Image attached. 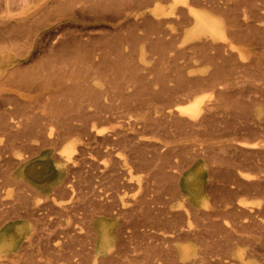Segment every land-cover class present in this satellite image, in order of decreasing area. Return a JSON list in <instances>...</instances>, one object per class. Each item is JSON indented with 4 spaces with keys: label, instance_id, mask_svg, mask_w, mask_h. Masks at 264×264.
<instances>
[{
    "label": "rangeland",
    "instance_id": "374dc122",
    "mask_svg": "<svg viewBox=\"0 0 264 264\" xmlns=\"http://www.w3.org/2000/svg\"><path fill=\"white\" fill-rule=\"evenodd\" d=\"M116 1L118 2L116 3ZM156 6L168 7L169 4L166 2L157 4L153 0H0V95L5 96L6 99L7 97H9V99L13 97L11 100L15 105H11L12 102L0 104V129L1 123L4 121L8 120V123L12 121L9 112L10 109H17L20 115H24L21 117V120L23 119L21 126L22 134L18 136L19 138L22 137V140L18 139V141L15 139L16 141H13V143L9 140L11 138L13 139V137L7 138V136L0 131V198H2L0 200L7 204L6 208L8 207L11 209V215H9L8 218L5 217L2 219L3 217H0V264H144L145 262L143 263L142 256L146 255L147 257L148 253H151L148 251L150 250L149 243H151V247L152 243L153 245L158 244L159 247L156 245L158 248L163 247L166 243L162 242L161 238L157 236L159 233L155 232V230L152 232L156 233V237L155 234H152L154 236H152V239L151 236H149L150 238H148V236L147 238H144L146 236L143 237L141 230L144 229V222L143 224L140 222L141 216L139 219V215H147L149 212L152 214V218H163L165 220V218L171 217L174 213L175 215L178 212L181 214L185 207V212H189L187 208L192 207V209L195 208L202 213H213V216L209 217L211 218L210 220L207 216L205 217L208 219L202 216L204 218L201 219L203 222H201V220L199 221L203 226L208 225L207 227L202 226L200 229L201 224H199L200 226L198 225V229V220H194L196 226H194V223L193 226L198 230H202L204 233V237L202 236L203 239L201 238L202 240L193 238L179 242V244L185 243L186 245H191L197 251L207 249V246L205 247L202 241L208 243V250L214 252V257L213 255H208V257H206L207 261L203 264L217 263H212L211 261H216L219 256V251H221L220 255L222 254L225 259H222V262L218 264H236V262L239 264L240 254L252 249L250 244L244 243L245 245H242V242L239 244L232 239L229 233H231V228L236 225L233 224L235 218L233 215L220 214L224 211H220V207L228 206L231 208L232 205L233 207L236 205V202L239 203L243 201L249 203L248 205L259 213H263L264 211V189L260 194L263 185L258 187L257 184L258 178L262 177L264 174L262 171L264 170L261 171L259 168V171L262 172L259 175L258 166H256L261 164L262 157H264V154L262 153V156L259 151L261 146L264 145V71H260L262 69L264 70V56H261L260 52L257 51V49L259 50V48H261V39L251 37V40L249 38L240 41L238 38L231 37V43L235 47L236 52H238V50L243 51V56L245 58L242 57V59L238 56L237 59L240 61L237 62L238 69L234 70V76L227 80L228 84L225 83L219 87L221 90H219V88L212 89V86H209L198 92L202 96L208 97L204 110V115H207L208 120L204 119V122L202 121V126L194 127V129L199 132H194L195 130L192 132V130H190L191 126L190 128L189 126H187L188 128L186 127L187 131L184 130L186 128L178 129L182 127V125L179 127L176 125L178 128L171 126V124L173 125V122H175L177 113L174 112L171 116L169 115V117H167L168 113H170L169 111H173L175 106L179 104H183L184 106L188 102H191V99L185 100L187 98L186 95L189 96L192 90L201 86L197 82L194 83V81L200 79V77L209 75L208 73L211 72L212 68L208 63L201 64L202 62L198 61L194 54H191L192 51L182 52L185 49V44L182 43V40L179 39L178 36L182 33V26L179 25V17L159 20L154 15ZM109 7H111V9ZM200 8H202V6H200ZM109 13H112V15ZM116 13L117 15H115ZM191 28L192 25L185 30H190ZM39 32H44V38H42V41L40 40L37 42L32 56L21 60L19 56L25 57V54L27 55L32 41L35 40ZM55 36L56 39L53 41V43H55L53 46L51 44V38H55ZM174 36L177 37L174 39ZM80 41L82 44L78 45ZM158 42L159 45L157 44ZM71 44L74 49L70 46ZM97 44L98 47H96ZM70 47L72 48L71 50ZM104 47H106L105 50ZM161 47L166 49H162ZM62 48H65L64 51ZM253 49H255L254 52L252 51ZM115 51L118 52L115 53ZM236 52L235 54H238ZM50 57L51 60L49 61L48 58L50 59ZM57 57L58 59H56ZM54 59H56V61ZM258 61H261L262 64ZM49 62H51V64ZM100 62H102V64H100ZM259 63L261 64V68H254ZM45 66H47V68ZM51 68L54 69L51 70ZM83 68H86V73L82 72L84 71ZM116 69L117 72H115ZM91 72H93V74L92 77L89 78L91 75H87L88 73L91 74ZM58 73L62 76V79ZM249 74L251 77H255L252 79L255 81V85L250 84L251 78ZM101 77L107 82L106 85L100 83L99 80ZM19 79L22 81L19 82ZM59 79L62 80L61 82L64 80L65 82L60 83ZM125 79L128 81L126 80L125 82ZM159 80L161 82H159ZM94 81L104 87V91L108 92V96L110 97L108 101L106 100V104H102L104 107L109 105L107 106L109 107V112L107 113V107L105 109L104 107H100V111H103L102 115L106 117L105 119L102 118V120H100L101 115H93V111L95 113L100 111L93 107L92 101L90 100L91 90H89V93H87V89V91L85 90V87L88 85L87 82L93 83ZM18 82L23 86L21 87ZM79 82L86 83V85L82 87L81 85L83 84L79 85ZM176 84H179V86ZM74 85L77 86L75 87L76 90L78 88H83V90L80 91L85 90L80 93H77V90L75 93L78 94V96L85 93L83 97H87L86 100L80 97V99L77 98L73 101L76 96L74 97V93L69 92H73L74 87L71 86ZM69 87L73 90L71 91ZM171 87L177 89L173 90ZM161 88H166V90H162ZM27 89L29 90L27 91ZM30 89L33 92H31ZM35 89L38 91L36 92ZM65 90L68 91V95L64 93L66 92ZM254 90H256L257 93ZM253 91L254 93L252 94L251 92ZM60 92L63 94L60 95ZM136 93H138V96ZM8 94L13 96H9ZM53 94L56 96H51ZM161 94L164 96L161 97ZM59 95L65 97L60 98ZM88 95H90L89 99ZM114 95H116L114 97L115 99L117 98L116 100L113 98ZM71 96L74 98L72 99ZM252 96L256 100H254ZM14 97H17L18 101L17 98L14 99ZM111 98L113 99L112 101L110 100ZM164 98L167 100L169 98V101ZM47 99L52 102H47ZM23 100H25L26 103H22ZM64 100H68L69 102H65ZM181 100H185L186 102ZM16 101L20 104L17 105L18 107L16 106ZM79 101L80 104L78 103ZM28 102L29 106H27ZM247 102H250V104L247 105ZM73 103L78 104L77 106L76 104L72 106ZM87 103L91 104L86 106ZM24 105H26V107H24ZM245 105H251L248 107L250 109L245 107ZM81 107L89 111L84 114V112H81V109H83ZM72 108L74 110L77 109L75 111H78V116L81 115L80 113H82V115L84 114L86 117L90 115L87 118L88 120H85V124H87V122L89 123L86 125V128L83 123L85 122V116H80L79 118L83 120L78 121L79 118H76L77 112L74 113ZM243 109H248L247 113L250 112V114H248L249 116L252 110L259 109L262 116L261 118L257 115H255V118L251 116L250 120L247 113H245L246 111H243ZM72 110L73 112L71 113ZM104 112H106V114ZM72 115H75V117L73 118ZM244 115H246L247 118ZM50 118L53 119L50 120ZM247 119L249 120L247 121ZM157 122H165L164 124L167 123V126L171 122L170 127L167 129V135H165V132L156 134L151 132V130L147 129L143 131L141 129L144 123L156 125L155 127H157ZM80 123L83 124L81 126L84 129V131L81 129L83 132L79 129L80 125L77 127ZM137 125L139 126L137 127ZM72 126H74V128L77 127L79 130L76 128L73 129ZM154 126L152 127L154 128ZM249 128H251V130H249ZM254 128H257V130L259 129L256 134L255 131L257 130ZM32 130H35V132L38 130V132H36L37 134H35V132L33 133ZM40 130L43 132L42 134L39 133ZM48 130L53 131V140H47L46 135L47 132H49ZM91 130L93 132H91ZM130 130L134 131L133 136L137 138L135 142L137 143L138 149L140 148L139 152L142 154L144 153L143 155L147 154L146 152L149 151L154 152L152 151L153 147L150 148V146L155 145V143L156 145L158 144V155H167L165 157L166 163L163 160H157L155 165H153L154 168L148 169H150V172L153 174L155 172H162L163 169L161 170V168L158 167L160 169V171H158L157 166L165 163V166L162 165V168H166L163 172L167 174L163 175H167L169 178H166L170 180L172 178L171 176L176 174L177 178H173L175 180L171 179L167 181L169 184L171 181V183H173L171 184L174 186L173 188L168 184L172 189V195L170 194V188H168V190L164 189L167 187V183L166 186H164L165 184L162 183V176H157L158 173L155 174L156 178H154L155 176L152 178V180L155 179V181L149 183L152 181L149 180L151 179L149 176H152V174L150 173L151 175L147 176V172L144 171L146 170L145 167H142L144 168L143 170L139 167V169L135 167L130 175H124L122 173L124 167L122 164L120 165L121 162H117L116 160L120 161L124 158L129 161L134 160L132 154L126 149L114 145L109 147V149L112 148L113 154H111V151L106 150L105 140L112 139L114 136H120L122 132H130ZM182 131L184 133H182ZM31 132L34 136L36 135L34 138ZM55 133L58 137L54 135ZM252 133H254L253 136ZM88 134L89 136L90 134L91 136L94 134V136L88 137ZM101 138H104V141H102ZM242 141L246 144H250L252 147H256V149H254L253 152L250 149V152L248 151L249 147H247V145H244L245 147L242 148L239 147L238 142ZM42 143L43 145H41ZM36 145H39V148ZM43 146L44 148H42ZM66 148H69L71 151L72 160L69 164H66V178L64 184L66 180L73 185L76 184L74 187L77 191L74 195L77 194L73 196L69 194L67 190V192L61 193V190H64L66 186L62 185L63 189L60 187V191L54 192L55 199L52 202L51 199L43 198L44 194H42L40 190L41 186L34 181L30 175V171L34 169L35 174L42 179L51 176L58 178L60 174L59 166H65L64 159H62L61 156ZM100 149H102L104 154H102L103 152ZM21 154H27L26 157H32L30 159V164L26 168H21V163L17 159ZM259 155H261V158ZM149 156H152V154H149ZM249 156H251L252 160L253 158H256L258 162L261 160L259 164L253 161L256 164H254V166H256L255 172L253 170L254 168L252 169V163H248L250 162ZM257 157L259 159H257ZM10 160L14 162H8ZM88 160H90V162ZM116 162L117 164L114 166ZM246 165H248V168H245ZM260 166L261 165H259V167ZM80 167L83 169L78 172ZM85 167H87V169ZM111 167L114 168L111 169ZM262 167H264V164H262ZM114 169H118L115 171L116 173L113 172ZM240 169L248 173V175L254 174V176L257 177L253 179L256 183L252 181L253 177L251 176L248 177L249 179L247 178L248 180L246 177L242 178V176H239L238 173L240 174V172H242ZM231 171L234 172L231 174ZM97 173L100 176H97ZM119 173L123 174V176L121 175L123 180H119V183H122V185H118L116 183L118 180H114L115 177L117 179H122L120 175L119 177L116 176ZM160 174L161 173L158 175ZM236 175H238L239 178ZM146 177H149L147 181L145 180ZM157 179L158 181H156ZM143 181L145 184L147 182V184L145 185L142 183ZM159 181L161 183H159ZM236 181L239 183H236ZM94 182L98 184H94ZM139 183L144 187L140 188ZM248 183H251L250 185L253 186L256 184L255 187L257 186V189L252 186L253 189L255 188L257 190L255 191L254 189L256 193L250 188L251 186L249 187ZM263 183L264 182H262V184ZM115 184H117L116 187ZM155 185L156 187L153 188ZM103 187L106 190H104ZM88 189H91V191H88ZM152 190L155 192H152ZM98 192L101 194L99 195ZM104 192L105 194H103ZM146 192L151 195V197H156L155 199L158 202L153 198H149V196H146L148 198L147 202L142 199L146 195ZM57 193L58 196L56 195ZM154 193L156 195H154ZM23 195L25 197H23ZM157 196L159 199H157ZM109 197L112 198L110 199ZM106 198H108V200H106ZM164 199L166 201H164ZM93 200H97V204H102L105 200L103 202L104 204H102L103 207L107 206V203L109 207L101 208V210L99 207L102 205H94L95 202H93ZM142 200L145 201L144 204ZM133 201H135V203ZM117 202L118 205H116ZM156 202L158 204L160 202V204L158 205ZM165 202L167 205H165ZM111 203L114 207L111 206ZM97 206H99L98 209L101 211L97 209ZM145 206H147V209L149 208L150 211H146ZM123 207L127 208V210L123 211ZM158 207L159 209H157ZM163 207H166V209ZM8 208L6 210H10ZM26 208L34 212H30L28 209L26 210ZM107 208L108 212L106 213ZM12 209L17 210H14L16 213L12 212ZM120 209L121 212L119 211ZM129 209L133 211V213L131 211L130 215L128 213L126 214V212L130 213ZM152 210L153 212H151ZM144 211L147 213L144 214ZM89 212L90 214H88ZM101 212H104V214L102 215ZM136 212H139L138 215ZM160 212H162L161 214L166 213L165 216H167H162ZM185 212L183 211V214ZM12 213L15 218L12 216ZM113 213H117L119 216L116 217V214L113 216ZM156 214L159 216L157 215V217H155ZM180 214V218H178V215H176L178 217L174 216L176 223L180 221L178 225L183 223L187 224L185 223L187 219L181 222L186 218V215L184 214V217ZM131 217H133L134 220H132L133 218ZM182 217H184L183 220ZM213 221L219 222L218 224L221 223L218 225L219 228L211 224ZM136 226H139L138 228L141 229H137ZM225 227H228L227 231L224 230ZM255 230L259 231V229ZM118 231L120 234H118ZM258 231H254L255 233L247 232L244 233V235L260 238ZM137 233L139 235L135 236ZM117 235H119L118 237L120 238H118ZM157 237H159V239ZM263 237L264 236H262V239L264 240ZM81 238L85 239L83 240ZM219 238H222L221 240L223 242L219 241ZM229 239L230 242L232 241L234 243L233 246H230L232 242H228ZM224 242L227 243L225 244ZM216 243L219 245L222 244L223 246L220 245L219 248ZM65 245L66 247H64ZM227 247H229L230 250H228ZM214 248L217 249V251ZM56 249L57 251H55ZM214 250L217 252V257H215L216 254ZM263 253H261L260 249V253L258 252L256 256H249V264H262L260 256ZM155 255H158V252H156ZM66 256H68V259ZM220 257L223 258L222 256ZM155 262L156 261L153 260L152 263L151 260L149 263L157 264Z\"/></svg>",
    "mask_w": 264,
    "mask_h": 264
},
{
    "label": "bare ground",
    "instance_id": "6f19581e",
    "mask_svg": "<svg viewBox=\"0 0 264 264\" xmlns=\"http://www.w3.org/2000/svg\"><path fill=\"white\" fill-rule=\"evenodd\" d=\"M154 2H156L157 4L158 3H162V2H166V3H168L169 4V6L168 7H165V6H156L155 7V9H154V15L157 17V19H159V20H165V19H169L170 17H179V25H181L182 26V33L180 34V35H178L179 36V39H181L182 40V43L183 44H185V49L182 51V52H185V51H192L191 52V54H194V56H195V58L198 60V61H200V62H202L201 64H203V63H208L210 66H211V68H212V70H211V72L210 73H208L209 75H206V77H200V79H196L195 81H194V83L195 82H197V83H199L201 86L199 87V88H196V89H194V90H192V92L189 94V96H187L186 95V99L185 100H187V99H191V102H188L186 105H184L183 106V104L182 105H177V106H175V109L172 111V110H170L169 112L170 113H168V115H167V117H169V115L171 116V114H173L174 112H176L177 113V117H176V119H175V122H173L174 124L172 125L171 124V126H175V127H179V126H181L182 125V127H180V128H178V129H182V128H186L187 126H189V128H190V126H191V128H190V130H192V132H193V130H195L194 129V127H200V126H202V123L204 122L203 120L204 119H206V120H208L207 118V115H204V113H205V104H206V102H207V99H208V97H206V96H202L200 93H198L199 91H201L202 89H204V88H208L209 86H212V89H216V88H219L220 86H222L223 84H228L227 83V80H229V79H231V77H233L234 76V70H237L238 69V67H237V62H240V61H238V56L239 57H243V58H245L243 55H244V52L243 51H240V50H238V52H236V50H235V47L233 46V44L231 43V37L233 36V37H235V38H238L240 41L241 40H244V39H249L250 38V40H251V37H253V38H258V39H261V48H259V50L257 49V51H259L260 52V55L261 56H264V0H153ZM118 1H116V3H117ZM105 3V2H104ZM104 5V4H103ZM116 5V4H115ZM200 6H202V8H200ZM204 6V7H203ZM110 9H111V7H109ZM104 10H105V8H104ZM103 10V11H104ZM115 11V10H114ZM81 12V11H80ZM111 12V11H110ZM117 12V11H116ZM106 13V12H105ZM104 13V14H105ZM109 14H111L112 15V13H109ZM221 14V15H220ZM106 15V14H105ZM115 15H117V13L115 14ZM218 15H220V16H218ZM104 17V16H103ZM110 18H111V16H110ZM192 25V28L190 29V30H185V29H187V27H189V26H191ZM32 30V29H31ZM23 31V30H22ZM64 31V30H63ZM29 33V32H28ZM27 33V34H28ZM26 34V33H25ZM52 35V34H51ZM45 36H48V35H45ZM177 36H174V39L176 38ZM42 38H44V32H39L37 35H36V38H35V40L34 41H32V45H31V47H30V50L29 51H27V52H25V53H27V55L25 54V57L24 56H19V57H21L20 59L21 60H23V59H26V58H29L30 56H32L33 55V51H34V49H35V47H36V45H37V42L38 41H42ZM48 38V37H47ZM72 38V37H71ZM173 38V37H172ZM22 39V38H21ZM56 39V36H55V38H51V40H52V45L54 46V44L55 43H53V41ZM79 39V38H78ZM81 39V38H80ZM162 39V38H161ZM263 39V40H262ZM28 40V39H27ZM62 40V39H61ZM83 40V39H82ZM81 40V41H82ZM163 40V39H162ZM81 41H80V44H78V45H81L82 43H81ZM156 41V40H155ZM167 41V40H166ZM70 42V41H69ZM173 42V41H172ZM94 43V42H93ZM92 43V44H93ZM174 43V42H173ZM255 43V42H254ZM94 44H96V43H94ZM158 45H159V42L157 43ZM156 44V45H157ZM162 44V43H161ZM160 44V45H161ZM62 45H64V44H62ZM67 45H68V43H67ZM163 45H164V43H163ZM71 47H72V44L70 45ZM74 46V45H73ZM172 46V45H171ZM170 46V47H171ZM16 47V46H15ZM60 47V46H59ZM63 47V46H62ZM65 47V46H64ZM68 47V46H67ZM70 47V50L73 48H71ZM88 47V46H87ZM96 47H98V44H97V46ZM95 47V48H96ZM117 47V46H116ZM158 47H160V46H158ZM169 47V46H168ZM12 48V47H11ZM80 48V47H79ZM93 48V47H92ZM103 48V47H102ZM105 48L106 47H104V50H105ZM118 48V47H117ZM162 49H166V48H163V47H161ZM7 49V48H6ZM10 49V48H9ZM13 49V48H12ZM63 49V48H62ZM65 49V48H64ZM64 49H63V51H64ZM68 49V48H67ZM74 49V48H73ZM77 49V48H76ZM99 49V48H98ZM120 49V48H119ZM158 49V48H157ZM160 49V48H159ZM14 50V49H13ZM17 50H18V48H17ZM60 50V49H59ZM58 50V51H59ZM96 50V49H95ZM161 50V49H160ZM167 50H169V49H167ZM166 50V51H167ZM15 51V50H14ZM77 51V50H76ZM97 51V50H96ZM164 51V50H163ZM253 52L255 51V49H253L252 50ZM40 52V51H39ZM102 52V51H101ZM118 52V51H117ZM116 51H115V53H117ZM170 52V51H169ZM168 52V53H169ZM181 52V51H180ZM235 52L236 53H238V54H235ZM74 53V52H73ZM103 53H104V51H103ZM111 53V52H110ZM22 54V53H21ZM60 54V53H59ZM70 54H72V53H70ZM95 54V53H94ZM23 55H24V53H23ZM48 55H52V54H48ZM58 55V54H57ZM61 55V54H60ZM73 55V54H72ZM188 55V54H187ZM107 58V57H106ZM179 58V57H178ZM242 58V59H243ZM45 59V58H44ZM56 59H58V57L56 58ZM56 59H54L55 61H56ZM48 60L50 61L51 60V57H50V59L48 58ZM64 60V59H63ZM45 61H47V60H45ZM102 61V60H101ZM63 62V61H62ZM61 62V63H62ZM105 62V61H104ZM258 62H260L261 63V61H258ZM50 64H51V62H49ZM64 63V62H63ZM257 64L254 68H261V64ZM47 64V63H46ZM100 64H102V62H100ZM49 66V65H48ZM114 66V65H113ZM239 66V65H238ZM241 66V65H240ZM41 67V66H40ZM46 68H47V66H45ZM54 67V66H53ZM104 67H106V66H104ZM116 67V66H115ZM244 67H246V66H244ZM253 67V66H252ZM251 67V68H252ZM61 68V67H60ZM67 68V67H66ZM107 68V67H106ZM105 68V69H106ZM109 68V67H108ZM45 69V68H44ZM54 69V68H53ZM52 68H51V70H53ZM62 69V68H61ZM64 69V68H63ZM84 69V68H83ZM86 69V68H85ZM85 69H84V71H82V72H85L86 73V71H85ZM115 69V68H114ZM247 69V68H246ZM82 70V69H81ZM87 70H89V69H87ZM256 70H258V69H256ZM255 70V71H256ZM92 71V70H91ZM115 71V70H114ZM113 71V72H114ZM260 71H264L263 69L262 70H260ZM95 72V71H94ZM115 72H117V69H116V71ZM23 73V72H22ZM26 73V72H25ZM32 73V72H31ZM34 73V72H33ZM37 73V72H36ZM55 73V72H54ZM85 73H84V75H85ZM59 74V73H58ZM70 74H71V72H70ZM92 74H93V72H91V74L90 73H88V75L87 76H89V75H91L89 78H91L92 77ZM247 74V73H246ZM251 74V73H250ZM249 74V75H250ZM38 75H40V74H38ZM57 75V74H56ZM63 75V74H62ZM81 75V74H80ZM41 76V75H40ZM59 76H60V78L62 79V76L59 74ZM83 76V75H82ZM164 76V75H163ZM247 76V75H246ZM259 76V75H258ZM43 77V76H42ZM48 77V76H47ZM46 77V78H47ZM39 78V77H38ZM45 78V79H46ZM53 78V77H52ZM80 78V77H79ZM83 78V77H82ZM88 78V79H89ZM95 78V77H94ZM137 78V77H136ZM167 78V77H166ZM250 78H251V81H250V84H253V85H255V81H253L252 79H254L255 77L253 76V77H251V75H250ZM261 78V77H260ZM263 78H264V76H263ZM34 79V78H33ZM61 79H59L60 80V83H63V82H65V80L63 81V82H61L62 80ZM81 79V78H80ZM93 79V78H92ZM138 79V78H137ZM169 79V78H168ZM29 80H30V78H29ZM51 80V79H50ZM99 80V79H98ZM116 80V79H115ZM126 80L127 79H125V82H126ZM170 80V79H169ZM22 80L21 79H19V82H21ZM34 81V80H33ZM46 81V80H45ZM55 81V80H54ZM76 81V80H75ZM100 83H104L105 85L107 84V82L101 77L100 78ZM128 81V80H127ZM259 81V80H258ZM18 82V83H19ZM43 82V81H42ZM67 82V81H66ZM86 82V81H85ZM139 82H140V79H139ZM159 82H161L160 80H159ZM164 82V81H163ZM167 82V81H166ZM176 82V81H175ZM14 83V82H13ZM57 83V82H56ZM68 83V82H67ZM177 83V82H176ZM16 84V83H15ZM20 84V83H19ZM31 84V83H30ZM79 85L80 84H83V85H81L82 87L84 86V85H86V83L84 84V83H78ZM87 87H85V90L87 89L88 90V92L87 93H89V90H91V96L90 95H88V99H89V96H90V100L92 101V104H93V107H95V109H99V111H100V107H104L102 104H106V102L109 100V96H108V92H106V91H104V87H102L98 82H96V81H94L93 83H90V82H87ZM145 84V83H144ZM192 84V83H191ZM14 85V84H13ZM21 85V84H20ZM26 85V84H25ZM24 85V86H25ZM32 85V84H31ZM132 85V84H131ZM150 85V84H149ZM168 85V84H167ZM176 85H178L179 86V84H176ZM190 85V84H189ZM23 85H21V87H22ZM54 86V85H53ZM56 86H57V84H56ZM61 86V85H60ZM162 86H164V85H162ZM166 86V85H165ZM37 87V86H36ZM59 87V86H58ZM71 87H74V90L73 89H71L70 87V89H71V91L73 90V92H69V93H74V97H72V99H73V101L75 100V99H77V98H79L80 99V97H81V99H82V97L85 95V93L82 95V94H80L79 96H78V94H76L75 92H77V90H78V92L77 93H80V92H84V91H80V90H83V88L82 89H75V87H77V86H71ZM128 87V86H127ZM263 87V86H262ZM25 88V87H24ZM23 88V89H24ZM27 88V87H26ZM39 88H43V87H39ZM152 88V87H151ZM172 88V87H171ZM174 88V87H173ZM172 88V89H173ZM189 88V87H188ZM37 89V88H36ZM36 89H35V91H36ZM128 89V88H127ZM126 89V90H127ZM133 89V88H132ZM162 89V88H161ZM168 89H170V88H168ZM175 89H177V88H175ZM175 89H173V90H175ZM262 89V88H261ZM18 90V89H17ZM25 90V89H24ZM29 89H27V91H28ZM76 90V91H75ZM86 90V91H87ZM140 90V89H139ZM147 90V89H146ZM152 90H153V88H152ZM162 90H166V88L165 89H162ZM180 90H182V89H180ZM219 90H221L220 88H219ZM30 91H31V89H30ZM38 91V90H37ZM36 91V92H37ZM40 91H41V89H40ZM43 91V90H42ZM66 91V90H65ZM70 91V90H69ZM117 91V90H116ZM115 91V92H116ZM161 91V90H160ZM250 91V90H249ZM255 92H256V90H254ZM254 91L253 92H251L252 94L254 93ZM261 91V90H260ZM264 91V90H263ZM31 92H33V91H31ZM118 92V91H117ZM131 92V91H130ZM162 92H164V91H162ZM161 92V93H162ZM165 92H167V91H165ZM171 92H172V90H171ZM181 92V91H180ZM61 93V92H60ZM64 93H66L67 95H68V91H66V92H64ZM112 93H114V92H112ZM139 93V92H138ZM138 93H136V95L138 94ZM144 93H145V91H144ZM151 93V92H150ZM153 93V92H152ZM198 93V94H197ZM257 93V92H256ZM262 93V92H261ZM56 94V93H55ZM55 94H53V95H51V96H54ZM59 94V93H58ZM57 94V95H58ZM63 93H61L60 95H62ZM65 94V95H66ZM159 94V93H158ZM164 94V93H163ZM249 94H250V92H249ZM9 95V94H8ZM7 95V96H8ZM59 95V96H60ZM87 95V94H86ZM130 95V94H129ZM251 95V94H250ZM9 96H13V95H9ZM15 96V95H14ZM56 96V95H55ZM78 96V97H77ZM116 95H114L113 96V98L115 97ZM138 96V95H137ZM142 96V95H141ZM160 96V95H159ZM158 96V97H159ZM162 96H164V95H162L161 94V97ZM171 96V95H170ZM260 96V95H259ZM61 97H65V96H60V98ZM67 97H69V96H67ZM147 97V96H146ZM15 98H17V97H14V99ZM84 98V97H83ZM128 98V97H127ZM160 98V97H159ZM247 98V97H246ZM252 98H253V96H252ZM251 98V99H252ZM258 98V97H257ZM11 99H13V97H11L10 99H9V97H7V99L5 98V96H3V95H0V104L1 103H4V102H12V100ZM78 99V100H79ZM87 99V97L86 98H84V100H86ZM115 99V98H114ZM117 99V98H116ZM115 99V100H116ZM165 100H167L166 98H164ZM254 99V98H253ZM20 100V99H19ZM41 100V99H40ZM50 100V99H49ZM107 100V101H106ZM111 101L113 100L112 98L110 99ZM148 100V99H147ZM185 100H181V101H185ZM254 100H256V99H254ZM14 101V100H13ZM17 101H18V98H17ZM15 102L16 103V106L17 105H20L19 104V102ZM38 101V100H37ZM44 101V100H43ZM54 101V100H53ZM56 101V100H55ZM65 101V100H64ZM66 101H68V100H66ZM65 101V102H66ZM167 101H169V98H168V100ZM177 101V100H176ZM180 101V102H181ZM237 101V100H236ZM240 101V100H239ZM47 102H52V101H48V99H47ZM46 102V103H47ZM58 102V101H57ZM69 102V101H68ZM125 102H127V101H125ZM186 102V101H185ZM20 103H21V101H20ZM22 103H26L25 102V100H23V102ZM59 103V102H58ZM79 104H80V101L78 102ZM78 103H75L76 104V106H77V104ZM112 103V102H111ZM246 103V102H245ZM248 103V102H247ZM252 103V102H251ZM28 105L27 106H29V102L27 103ZM54 104H56V103H54ZM65 104V103H64ZM74 103H73V105L72 106H74L75 105ZM91 103H87L86 104V106L87 105H90ZM115 104H116V102H115ZM115 104H114V108H115ZM250 104V102L247 104V105H249ZM11 105H14L13 104V102L11 103ZM63 105V104H62ZM122 105V104H121ZM135 105V104H134ZM134 105H133V107H134ZM144 105V104H143ZM252 105V104H251ZM250 105V106H251ZM15 106V105H14ZM58 106H59V104H58ZM57 106V107H58ZM67 106V105H66ZM79 106H81V105H79ZM85 106V105H84ZM106 106V105H105ZM107 106H109V105H107ZM106 106V107H107ZM250 106H246L245 105V107H250ZM18 107V106H17ZM24 107H26V105H24ZM39 107V106H38ZM63 107H65V106H63ZM106 107H104V109L106 108ZM140 107V106H139ZM239 107V106H238ZM241 107V106H240ZM242 107H243V105H242ZM60 108H61V106H60ZM81 108H83V109H81L82 111L81 112H84V114L85 113H87L89 110L88 109H86L85 110V108L84 107H81ZM129 108V107H128ZM127 108V109H128ZM71 109V108H70ZM73 109V108H72ZM79 109V108H78ZM108 111H107V113L109 112V107H107L106 108ZM130 109V108H129ZM134 109V108H133ZM248 109H250V108H248ZM248 109H243V111H246L245 113H247V111H248ZM25 110V109H24ZM74 110V109H73ZM73 110L71 111V113L73 112ZM75 110H77V109H75ZM74 110V113L75 112H77V116H76V118H79L80 116H85L84 114L82 115V113H80L81 115H79L78 116V111H75ZM211 110V109H210ZM19 111V110H18ZM61 111V110H60ZM111 111V110H110ZM10 117H11V119H12V121L11 122H7V121H4L3 123H1V129H0V131L1 132H3V134L5 135V136H7V138H11V137H13V139L11 140V139H9L10 141H16L15 139H19V140H22L21 138L22 137H18V136H21L20 134H22V132H21V126H22V120H21V117H23L22 115H20L18 112H17V109L16 110H13V109H10ZM69 113V112H68ZM105 114H106V112H104ZM244 113V114H245ZM31 114V113H30ZM70 114V113H69ZM96 114V116L97 115H101V118H100V120H102V118H106V117H104L102 114H103V111L101 112H97V113H95L94 111H93V115H95ZM248 114H250V112L249 113H247V116H248V118L250 119V117L252 116H254L253 118H255V115H257L258 117H260L261 118V116H262V113H261V111L258 109H256V110H252L251 111V115L249 116ZM87 115V114H86ZM233 115V114H232ZM6 116H7V114H6ZM9 116V115H8ZM25 116H26V114H25ZM90 116V115H89ZM88 116V117H89ZM91 116H92V113H91ZM111 116V115H110ZM109 116V117H110ZM245 117H246V115H244ZM2 117V116H1ZM32 117H33V114H32ZM36 117V116H35ZM40 117V116H39ZM72 117L74 118L75 117V115H72ZM88 117H84L85 119H84V121L86 120H88L87 118ZM72 118V119H73ZM82 118V117H81ZM114 118V117H113ZM112 118V119H113ZM247 118V117H246ZM4 119H5V117H4ZM45 119V118H44ZM53 118H50V120H52ZM237 119V118H236ZM249 119H247V121L249 120ZM2 120V119H1ZM42 120V119H41ZM40 120V121H41ZM50 120H48V121H50ZM69 120V119H68ZM80 120H83V119H78V121H80ZM244 120H245V118H244ZM251 120V119H250ZM24 121H26V120H24ZM62 121H64V120H62ZM78 121H76L77 123H79ZM86 121L85 122H83L84 123V125H85V128H86V125L87 124H89L88 122H87V124H85L86 123ZM107 121V120H106ZM106 121H105V123H106ZM203 121V122H202ZM246 121V120H245ZM47 122V121H46ZM73 122V121H72ZM81 122V123H82ZM102 122V121H101ZM100 122V123H101ZM216 122V121H215ZM254 122H256V121H254ZM26 123H28V122H26ZM41 123H42V121H41ZM51 123V122H50ZM49 123V124H50ZM61 123V122H60ZM78 124V126L77 127H79V125H80V130L82 129L83 131H84V129H83V127H81L83 124ZM158 123V122H157ZM156 123V124H157ZM165 122H163V123H158L157 125V127H155L154 125H151V124H148V123H144L143 124V127L141 128L143 131H146L147 129L148 130H151V132H154V133H156V134H161V132H165V135H167V132H168V128L170 127V123H169V125L167 126L166 124H164ZM212 123V122H211ZM68 124V123H67ZM74 124V123H73ZM154 124V123H153ZM207 124V123H206ZM242 124V123H241ZM252 124H254V123H252ZM27 126H29L28 124H26ZM71 125V124H70ZM177 125V126H176ZM184 125H186V126H184ZM210 125V124H209ZM40 126V125H39ZM57 126H59V125H57ZM64 126V125H63ZM69 126V125H68ZM98 126H99V124H98ZM139 125H137V127H138ZM152 126H154V128L152 127ZM184 126V127H183ZM251 126V125H250ZM263 126V125H262ZM47 127H49V126H47ZM60 127H62V126H60ZM73 127V129H78L77 127H75L74 128V126H72ZM253 127V126H252ZM251 127V128H252ZM71 128V127H70ZM93 128H94V126H93ZM92 128V129H93ZM188 128V127H187ZM187 128L186 129H184V130H186L187 131ZM193 128V129H192ZM251 128H249V130H251ZM263 128H264V126H263ZM44 129V128H43ZM56 129V128H55ZM69 129V128H68ZM68 129H67V132H68ZM78 129V130H79ZM197 129V128H196ZM211 129V128H210ZM254 129H256L257 130V128H254ZM254 129H252V130H254ZM53 130V129H52ZM52 130H48L49 132H47V140H53V131ZM81 130V131H82ZM176 130V129H175ZM199 130V129H198ZM242 130H243V128H242ZM33 131V133L35 132V130H32ZM41 131V130H40ZM39 131V133H43L42 131L40 132ZM82 131V132H83ZM85 131H86V129H85ZM178 131V130H177ZM197 130H195L194 132H196ZM238 131V130H237ZM255 131V130H254ZM253 131V132H254ZM259 131V129L257 130V131H255V134L257 133ZM263 131H264V129H263ZM36 132H38V130L36 131ZM35 132V134H37ZM91 132H93L92 130H91ZM176 132V131H175ZM197 132H199V131H197ZM250 132H252V131H250ZM32 133V132H31ZM32 133V134H33ZM71 133V132H70ZM70 133H68V134H70ZM88 133V132H87ZM170 133V132H169ZM182 133H184L183 131H182ZM30 134V133H29ZM62 134V133H61ZM95 134V133H94ZM94 134H93V136H94ZM117 134V133H116ZM55 136H57L56 135V133L54 134ZM118 135V134H117ZM134 135V131L133 130H130V132L129 131H124V132H122L121 133V135L120 136H114V137H112V139H107V140H105V144H106V150H109V151H111L112 152V148H110L109 149V147H111V146H116V147H118V146H120V148L121 147H123L124 149H126L129 153H131L132 154V157L134 158V160H132V161H129L128 159H121L120 161L119 160H116L117 162H121L120 163V165L122 164V166L124 167V170H122L123 172V174L124 175H130V173H132V171L135 169V167L136 168H140V169H144V168H142V167H145L146 168V170H144V171H146L147 172V176L148 175H151L152 174V176H149V177H151V179H149L150 181L152 180V178L154 177V178H156V175L155 174H159V173H161L160 175H158L157 174V176H162V183H164L165 185L164 186H166V183H167V181H170L171 179H173V178H177L176 177V174H174L173 176H171L172 178L170 179V180H168L167 178H169V177H167V175H163V174H167V173H165V172H163L166 168H162V165H164L165 166V157L167 156V155H158V153H157V151H158V144L156 145V143H155V145H153V146H150V148L151 147H153V150L152 151H154V152H146L147 154H145V155H143L141 152H139V149H138V147H137V143L135 142L136 141V137H134L133 136ZM162 135H164V134H162ZM254 135V133H252V136ZM36 136V135H35ZM34 136V134H33V138L35 137ZM62 136V135H61ZM88 137H93V136H91V134H90V136H89V134L87 135ZM98 136V135H97ZM108 136V135H107ZM58 137V136H57ZM100 137V136H99ZM103 137V136H102ZM6 138V139H7ZM40 138H41V136H40ZM42 139V138H41ZM40 139V140H41ZM57 139H59V138H57ZM63 139V138H62ZM100 139V138H99ZM104 138H101V140L102 141H104L103 140ZM18 140V141H19ZM56 140V139H55ZM61 140V139H60ZM30 141V140H29ZM44 141V140H43ZM63 141V140H62ZM42 142V141H41ZM57 142V141H56ZM59 142V141H58ZM57 142V143H58ZM8 143V142H7ZM14 143V142H13ZM28 143V142H27ZM43 143H46V142H43ZM43 143L41 144V145H43ZM49 143V142H48ZM60 143V142H59ZM5 144H6V142H5ZM47 144V143H46ZM20 145H21V143H20ZM57 145V144H56ZM244 145H247V147H249L248 149V151H250V149L252 150V152L254 151V149H256V147H252V146H250V144H246L245 142H238V146L239 147H245ZM15 146H17V145H15ZM19 146V145H18ZM33 146V145H32ZM38 148H39V145H36ZM3 147V146H2ZM104 147V146H103ZM102 147V148H103ZM144 147V146H143ZM146 147V146H145ZM148 147V146H147ZM34 148V147H33ZM32 148V149H33ZM40 148H41V146H40ZM42 148H44V146L42 147ZM119 148V149H120ZM2 149V148H1ZM9 149V148H8ZM37 149V148H36ZM104 149V148H103ZM2 150H4V149H2ZM101 151H102V149H100ZM142 150V149H141ZM82 151V150H81ZM118 151V150H117ZM259 151H260V153H261V155H262V153L264 154V145L263 146H261V148L259 149ZM87 152H88V150H87ZM103 152V151H102ZM143 152V151H142ZM144 152H145V148H144ZM251 152V151H250ZM10 153V152H9ZM110 153V152H109ZM152 154V156H149V154ZM255 153V152H254ZM254 153H252V154H254ZM4 154V153H3ZM32 154V153H31ZM96 154V153H95ZM100 154H101V152H100ZM102 154H104V152L102 153ZM101 154V155H102ZM106 155H109V154H107V153H105ZM111 154H113V152L111 153ZM130 154V155H131ZM245 154H246V152H245ZM245 154H243V155H245ZM25 154H21V155H19V158H17L19 161H20V163H21V168H26L29 164H30V159L32 158V157H26L27 156V154L24 156ZM89 155V154H88ZM261 155H259V157L261 158ZM31 156V155H30ZM84 156V155H83ZM91 156V155H90ZM252 156H255V155H252ZM257 156H258V154H257ZM263 156V155H262ZM24 157V158H23ZM60 157V156H59ZM58 157V158H59ZM130 157V156H129ZM9 158V157H8ZM61 158L62 159H64V163H65V166H63V165H60L59 166V171H60V174L58 175L59 177L58 178H55L54 176H51V177H48V178H44V179H42V178H40V177H38L36 174H35V170L34 169H32L31 171H30V175L32 176V178L34 179V181L36 182V183H38L40 186H41V188H40V190H41V192H42V194H44L43 195V198L44 199H51V201L53 202L54 201V199H55V197H54V194L57 192V191H60L59 189H60V187L62 188L63 186L62 185H66L65 186V189L64 190H61V193L62 192H65L66 190L67 191H69L68 193L69 194H71V195H73V196H75L74 195V193L77 191L76 189H75V185H73L72 183H69V182H67L68 180H66V183L64 184V182H65V178H66V164H69L70 163V161L72 160V154H71V151L69 150V148H66L64 151H63V155L61 156ZM248 158V157H247ZM250 158V159H249ZM249 160H250V162H248L249 164L250 163H252L251 165H253V167H252V169L254 170V172H255V167L256 166H258V171L261 169V171L262 170H264V167H262V164H264V157H262V162H261V160L259 161V162H261V164H259V162H258V160H256V158H253V160L251 159V156H249ZM60 159V158H59ZM257 159H259L258 157H257ZM9 160V159H8ZM157 160H163L165 163H162V165L160 164V166H157V168L158 167H160L161 168V170L163 169V173L162 172H155L154 174L153 173H151L150 172V169L153 167V165H155V163H156V161ZM14 161H15V159H14ZM13 160H10V161H8V162H14ZM89 162H90V160H88ZM134 161V162H133ZM253 161H256L259 165H261L260 167H259V165H256ZM17 162V161H16ZM15 162V163H16ZM87 162V161H86ZM89 162H87V163H89ZM117 162L115 163V165L114 166H116V164H117ZM14 163V164H15ZM83 163V162H82ZM6 164H7V161H6ZM11 164H13V163H11ZM18 164V163H17ZM248 164V165H249ZM254 164L256 165V166H254ZM9 165V164H8ZM85 165V164H84ZM90 165V164H89ZM248 165H246L245 166V168L247 167L248 168ZM18 166V165H17ZM86 166V165H85ZM117 166H119V165H117ZM163 166V167H164ZM241 166V165H240ZM82 167H84V166H82ZM90 167V166H89ZM93 167V166H92ZM243 167V166H242ZM263 169H262V168ZM7 168H8V166H7ZM86 169H87V167H85ZM114 168V167H113ZM112 167H111V169H113ZM115 168H117V167H115ZM138 168V169H139ZM148 168H150V169H148ZM154 168V167H153ZM155 168H156V166H155ZM237 168V167H236ZM249 168H250V166H249ZM260 168V169H259ZM3 169V168H2ZM81 169H83V168H81L80 167V169H79V171L78 172H80V170ZM6 170V169H5ZM74 170V169H73ZM118 169H114L113 170V172L114 173H116L115 171H117ZM121 170V169H120ZM156 170V169H155ZM216 170V169H215ZM241 170V169H240ZM240 170H239V172H240ZM76 171V172H77ZM88 171H89V169H88ZM125 171V172H124ZM158 171H160V169L158 168ZM242 171V170H241ZM257 171V172H258ZM5 172V171H4ZM93 172V171H92ZM148 172H149V174H148ZM154 172V171H153ZM232 172H234V171H231L230 173L232 174ZM237 172V171H236ZM262 172H264V171H262ZM262 172H258L259 173V175H260V173H262ZM151 173V174H150ZM229 173V172H228ZM98 174V173H97ZM106 174V173H105ZM123 174H118V175H116L117 177H119V175L121 176H123ZM235 174V173H234ZM110 175H111V173H110ZM170 175H172V174H170ZM169 175V176H170ZM238 175L239 176H242V178L243 177H246V179L248 178V177H253L252 178V181L253 182H255L253 179L254 178H257L256 176H254V174L253 175H248V173H245V171L243 172H240V174L238 173ZM238 175H236V176H238ZM264 175V174H263ZM263 175H262V177H259L258 178V182H257V184H258V187H261L262 185L264 186V183L262 184V182H264L263 180ZM97 176H100L99 174L97 175ZM121 176V178L122 179H117L116 177H115V174H114V177H115V179L114 180H118L116 183L118 184V185H122V183H119V180H123V177ZM239 176H238V178H239ZM149 177H146L145 178V180L147 181L148 179L147 178H149ZM167 177V178H166ZM232 177H233V175H232ZM68 178V177H67ZM70 178H71V176H70ZM159 178V177H158ZM164 178H166V179H164ZM234 178V177H233ZM241 178V177H240ZM56 179H58V180H56ZM101 179V178H100ZM104 179V178H103ZM113 179V178H112ZM249 179V178H248ZM247 179V180H248ZM102 180V179H101ZM141 180V179H140ZM144 180V179H143ZM164 180H165V182H164ZM173 180H175V179H173ZM4 181V180H3ZM70 181H71V179H70ZM94 181H95V179H94ZM155 181V179L154 180H152L151 182H149V183H153ZM156 181H158V179L156 180ZM233 181V180H232ZM122 182V181H121ZM172 182V181H171ZM170 182V184L169 183H167V187L166 188H164V187H162V188H164V189H166V190H168V188H170V186L173 188L174 186H172L171 184H173V183H171ZM243 182V181H242ZM252 182V183H253ZM96 182H94V184H95ZM100 183V182H99ZM142 183H144V181L142 182ZM159 183H161L160 181H159ZM236 183H239L238 181H236ZM245 183V182H244ZM256 183V182H255ZM96 184H98V183H96ZM117 184H115V187H116V185ZM145 184V183H144ZM146 184H147V182H146ZM145 184V185H146ZM170 186H169V185ZM249 184V187L251 188V189H253L252 188V186L253 185H250L251 183H248ZM152 185V184H151ZM236 185V184H235ZM239 185V184H238ZM256 185V184H255ZM255 185L253 186V187H255ZM10 186H12V185H10ZM92 186V185H91ZM91 186H89L90 188H92ZM94 186V185H93ZM139 186H140V188H143L144 186H142L140 183H139ZM246 186V185H245ZM263 186H262V188H261V192H260V194L264 191L263 189ZM138 187V186H137ZM147 187V186H146ZM154 187H156V185L155 186H153V188ZM158 187V186H157ZM239 187V186H238ZM94 188H95V186H94ZM98 188V187H97ZM240 188V187H239ZM256 189H257V186L255 187ZM254 188V189H255ZM21 189V188H20ZM63 189V188H62ZM103 189H104V187H103ZM114 189V188H113ZM119 189V188H118ZM118 189H116V190H118ZM161 189V188H160ZM254 189H253V191H254ZM255 189V191H257ZM99 190V189H98ZM104 190H106V189H104ZM147 190V189H146ZM148 190H150V189H148ZM165 190V191H166ZM170 191L172 190L171 188L169 189ZM263 190V191H262ZM66 191V192H67ZM88 191H91V189H88ZM151 191V190H150ZM149 191V192H150ZM245 191V190H244ZM254 191V192H255ZM55 192V193H54ZM107 192V191H106ZM115 192V191H114ZM152 192H155V191H153L152 190ZM169 192V191H168ZM20 193V192H19ZM93 193H94V191H93ZM99 193V195L101 194L100 192H98ZM97 193V194H98ZM157 193V192H156ZM160 193V192H159ZM172 191H171V195H172ZM256 193V192H255ZM84 194V193H83ZM103 194H105V192L103 193ZM102 194V195H103ZM151 194V193H150ZM161 194V193H160ZM3 195V194H2ZM22 195V194H21ZM57 196H58V193L56 194ZM98 195V196H99ZM115 195H116V193H115ZM144 195H145V193H144ZM154 195H156L155 193H154ZM162 195V194H161ZM57 196H56V198H57ZM78 196V195H77ZM114 196V195H113ZM146 196H149V198H153V199H155L154 197H151V195H149V194H147V192H146V195L142 198V197H140V198H142V199H144V200H146V202H147V197ZM175 196V195H174ZM2 197V196H1ZM4 197V196H3ZM23 197H25L24 195H23ZM39 197V196H38ZM105 197V196H104ZM146 197V198H145ZM158 197V196H157ZM165 197V196H164ZM170 197V196H169ZM172 197V196H171ZM96 198H97V196H96ZM99 198V197H98ZM110 199L112 198V197H109ZM139 198V199H140ZM0 199H2V198H0ZM4 199V198H3ZM157 199H159V197L157 198ZM166 199V198H165ZM164 199V201H166ZM176 199V198H175ZM174 199V200H175ZM106 200H108V198H106ZM115 200V199H114ZM156 200V199H155ZM160 200H162V199H160ZM173 200V201H174ZM4 201H5V199H4ZM45 201V200H44ZM97 200H93V202H95V204L94 205H96L97 204V202H96ZM105 201V200H104ZM103 201V202H104ZM113 201V200H112ZM141 201V200H140ZM143 201V200H142ZM157 201V200H156ZM164 201H163V203H164ZM99 202V201H98ZM102 202V204H104ZM134 203H135V201H133ZM144 202L145 201H143V204H144ZM158 202V201H157ZM156 202V203H157ZM162 202V201H161ZM167 202H168V200H167ZM239 202V201H238ZM26 203V202H25ZM162 203V204H163ZM166 203V202H165ZM16 204V203H15ZM99 204V203H98ZM97 204V205H98ZM102 204H99L100 206L102 205ZM113 204H114V201H113ZM119 204H120V202H119ZM149 204H150V202H149ZM158 204V203H157ZM159 204H160V202H159ZM158 204V205H159ZM236 205L233 207V205H232V207L231 208H229L228 206H222V208L220 207V211H222V210H224V211H222V213H220V214H222V215H228L229 214V216L231 215H233L234 216V218H235V222L233 223V224H236V225H234V227L233 228H231V233H229V234H231V237H232V239L233 240H235V242H237V243H239V244H241L240 242H242V245H245L244 243H248V244H250V247L252 248L250 251H247V252H245V253H241L240 254V256H239V259H240V263L239 264H249V261H248V257L249 256H256L257 255V253L259 252L260 253V249H261V253H263L264 252V240L262 239V236H264V217H263V214H264V211H263V213L261 214V213H259V212H257V211H255V209H253V207H251V206H249L248 204L249 203H246V202H243V201H240L239 203H235ZM28 205V204H27ZM48 205V204H47ZM107 206H108V203L106 204ZM116 205H118V202L116 203ZM155 205V204H154ZM165 205H167V203L165 204ZM6 206H7V204L5 203V202H2V200H0V217H3L2 219H4L5 217L6 218H8L9 217V215H11V209L10 208H8V209H10V210H6L7 208H6ZM20 206V205H19ZM87 206V205H86ZM107 206H105V207H107ZM111 206L112 207H114L113 205H112V203H111ZM111 206H110V208H111ZM139 206H140V204H139ZM141 206H142V204H141ZM12 207H13V205H12ZM21 207V206H20ZM24 207H26V206H24ZM44 207V206H43ZM69 207V206H68ZM88 207H89V205H88ZM98 207L99 206H97V209H98ZM105 207H103V205L101 206V207H99V209H101V208H105ZM109 207V206H108ZM185 207V206H184ZM116 208V207H115ZM114 208V209H115ZM143 208H144V206H143ZM142 208V209H143ZM145 208H146V211L147 210H149V208L147 209V206H145ZM151 208V207H150ZM163 208H165L166 209V207H163ZM186 208V207H185ZM185 208H184V212H185ZM191 209V211H190V209ZM264 208V207H263ZM18 209V208H17ZM23 209V208H22ZM28 208H26V210H27ZM89 209V208H88ZM95 209V208H94ZM96 209V210H97ZM98 209V210H99ZM117 209V208H116ZM135 209V208H134ZM153 209V208H152ZM157 209H159V207L157 208ZM156 209V211H158ZM182 209V208H181ZM15 209H12V212H15V211H17V210H15ZM24 210V209H23ZM29 210V209H28ZM63 210V209H62ZM61 210V211H62ZM77 210V209H76ZM102 210V209H101ZM101 210H99V211H101ZM111 210V209H110ZM109 210V211H110ZM127 210V208H125V207H123V211H126ZM130 210V209H129ZM161 210V209H160ZM187 210H189V212L187 211V212H185L184 214L186 215V218H184L185 216H184V214H183V211L181 212V214H180V212H178L176 215H178L179 216V214L180 215H183L184 217H182V220H183V218H184V220L183 221H181V222H184L185 221V219H187L186 221H185V223H187V224H179L178 225V222L180 223V221H178L177 223H176V220H175V217L174 216H176L175 215V213L173 214V215H171V217H167V218H165V220L163 219V218H159V219H157V218H152L153 216H152V214L151 213H147V212H145L144 214H146L147 213V215H139V219H140V216H141V221L140 222H142V224H143V222H144V229L143 230H141V233H142V235H143V237L144 236H146V237H144V238H147V236H148V238H150L149 236H151V239H152V236L155 234V237H156V233H153L152 231H154L155 230V232H157V233H159V235L157 234V236H159L160 238H161V240H162V242H165L166 244L163 246V247H160V248H158L159 246H158V244H156L158 247H156V245H153V243H152V247H151V243H149L150 244V250H152V251H150V250H148L149 252H151V253H148V256L146 257V255L145 256H142V261H143V263L145 262L146 264H151V263H149L151 260H152V263H153V260L154 261H156L155 263H157V264H203V263H205L207 260V258L206 257H208V255L209 256H212L213 255V257H214V252L212 251V250H208V247H209V245H208V243H206V242H204V241H202L203 243H204V246L206 247L207 246V249H205V250H201V251H197V250H195L191 245H186L185 243L184 244H179V242H181V241H187L188 239H193V238H198V239H200V240H202L203 238H202V236L204 235V233H203V231L202 230H198L199 228H198V225L199 224H201V222H203V220H201L203 217L202 216H207L208 218L209 217H211V216H213L212 214V212H208V213H205V212H201V211H199V210H197V209H192V207H188L187 208ZM193 210V211H192ZM30 211V210H29ZM28 211V212H29ZM33 211V210H32ZM32 211H30V212H32ZM37 211H39V210H37ZM89 211V210H88ZM98 211V212H99ZM105 211H106V209H105ZM120 212H121V209L119 210ZM131 211L132 210H130V213L129 212H126V214L128 213L129 215L131 214ZM135 211V210H134ZM143 211V210H142ZM150 211V210H149ZM163 211V210H162ZM166 211V210H165ZM262 211V210H261ZM19 212V211H18ZM34 212V211H33ZM75 212V211H74ZM108 212V208H107V211H106V213ZM151 212H153V210L151 211ZM16 213V212H15ZM100 213V212H99ZM102 213V215L104 214V212H101ZM125 213V212H124ZM132 213H133V211H132ZM137 213V212H136ZM139 213V212H138ZM138 213H137V215H138ZM143 213V212H142ZM158 213H159V211H158ZM162 212H160V214H161ZM166 213H167V211H166ZM166 213H164V214H161L162 216L164 215L165 216V214ZM25 214V213H24ZM29 214H32V213H29ZM88 214H90V212L88 213ZM116 214V215H115ZM122 214H123V212H122ZM168 214V213H167ZM171 214V213H170ZM14 214L12 213V216H13ZM87 215V214H86ZM119 216V215H117V213H113V216ZM128 215V216H129ZM150 215V216H149ZM157 215L158 214H156V216L155 217H157ZM161 215H160V217H161ZM215 215V214H214ZM17 216V215H16ZM104 216H107V215H104ZM134 216V215H133ZM152 216V217H151ZM159 216V215H158ZM167 216V215H166ZM165 216V217H166ZM168 216H169V214H168ZM178 216H176V217H178ZM14 217V216H13ZM87 217H88V215H87ZM110 217H112V216H110ZM130 217V216H129ZM128 217V218H129ZM181 216H179L178 218H180ZM207 217H205V218H207ZM216 217H217V213H216ZM15 218V217H14ZM114 218V217H113ZM124 218H127V217H124ZM131 218H133V217H131ZM178 218H176V219H178ZM194 218V219H193ZM207 218V219H208ZM151 219H152V221H151ZM163 219V220H162ZM195 219H197L196 221L198 222V224H197V228L196 227H194V226H196L195 225V223H194V220ZM204 219V218H203ZM211 218H209V220H210ZM0 220H1V218H0ZM116 220V219H115ZM132 220H134V218L132 219ZM180 220V219H179ZM193 220V221H192ZM201 220V222H199ZM136 221V220H135ZM211 222V221H210ZM193 223H194V226H193ZM219 222H215V221H213L211 224H213V226L215 227L216 226V228H217V226L218 225H220V224H218ZM205 224V223H204ZM132 225V224H131ZM135 225V224H134ZM231 225V224H230ZM90 226V225H89ZM200 226V225H199ZM202 226H203V224H201V227H200V229L202 228ZM204 226H208V225H204ZM203 226V227H204ZM133 227V226H132ZM137 227V229H141V228H138L139 226H136ZM220 227H222V226H220ZM224 227V226H223ZM87 228V227H86ZM194 228H196V229H194ZM218 228H219V226H218ZM228 228V227H227ZM226 227H225V229L224 230H228ZM133 229V228H132ZM136 229V228H135ZM137 229H136V231H137ZM255 229H259V231L258 230H255ZM223 230V231H224ZM230 230V229H229ZM216 231H218V230H216ZM259 232L258 233V235L260 236V238H253V237H255V236H253V237H249L248 235H244V233H247V232H249V233H253V232ZM254 232V233H255ZM139 233V232H138ZM136 234L135 236H137V235H139V234ZM211 233V232H210ZM215 233V232H214ZM225 233V232H224ZM223 233V234H224ZM243 233V234H242ZM118 234H120L119 233V231H118ZM128 234H130V233H128ZM153 234V235H152ZM257 234V233H256ZM255 234V235H256ZM141 235V234H140ZM257 235V236H258ZM76 236H78V235H76ZM119 235H117V237H118ZM217 236H218V234H217ZM225 236V235H224ZM256 236V237H257ZM74 237V236H73ZM84 237V236H83ZM142 237V238H143ZM154 237V236H153ZM159 237H157L158 239H159ZM204 237V236H203ZM214 237H216V236H214ZM86 238V237H85ZM85 238H81V239H85ZM118 238H120V237H118ZM202 238V239H201ZM211 238V237H210ZM223 238H225V237H223ZM264 238V237H263ZM154 239V238H153ZM197 239V240H198ZM220 239V238H219ZM222 239V238H221ZM219 240V241H221V242H223L222 240ZM231 239V238H230ZM230 239H229V241L228 242H230ZM231 239V240H232ZM87 240V239H86ZM154 240H157L156 238L154 239ZM164 240V241H163ZM205 240V239H204ZM212 240V239H211ZM232 240V241H233ZM149 241V240H148ZM158 241H160V240H158ZM231 241V242H232ZM208 242V241H207ZM217 242V241H216ZM230 242V243H231ZM178 243V244H177ZM225 243V242H224ZM227 243V242H226ZM225 243V244H226ZM79 244V243H78ZM175 244H176V246H175ZM216 244H218V243H216ZM233 242L230 244V246L232 245L233 246ZM144 245V244H143ZM148 245V244H147ZM220 245H222V244H220ZM220 245L218 244V246H219V248H220ZM84 246V245H83ZM140 246V245H139ZM218 246H216V247H218ZM223 246V245H222ZM228 246V245H227ZM229 246V247H230ZM236 246V245H235ZM262 246V247H261ZM64 247H66V245L64 246ZM75 247V246H74ZM142 247V246H141ZM225 247V246H224ZM229 247H227L228 248V250H230L229 249ZM70 248V247H69ZM73 248V247H72ZM152 248V249H151ZM213 248V247H212ZM231 248V247H230ZM262 248H263V250H262ZM59 249H61V248H59ZM66 249V248H65ZM215 249V248H214ZM216 251H217V249H215ZM214 250V251H215ZM222 250V249H221ZM228 250H227V252H228ZM232 250V249H231ZM55 251H57V249L55 250ZM215 251V254L217 253ZM263 251V252H262ZM53 252V251H52ZM156 252H158V255H155L156 254ZM220 252L221 251H219L218 252V254H219V256L216 254L215 255V257H217L218 256V258L216 259V261H211L212 263L213 262H217V263H215V264H218V263H220V262H222L221 260L222 259H225V257L221 254L220 255ZM225 252H226V248H225ZM149 254H150V256H149ZM259 255V254H258ZM261 255V254H260ZM61 256V255H60ZM59 256V257H60ZM220 256H222L223 258H221ZM53 257H55V256H53ZM67 257V259H68V256H66ZM56 258V257H55ZM71 258V257H70ZM260 258H261V261H262V264H264V253L260 256ZM63 259H65V258H63ZM211 260V259H210ZM38 261V260H37ZM59 261V260H58ZM72 261V260H71ZM116 261V260H115ZM137 261H138V259H137ZM224 261V260H223ZM33 262V261H32ZM31 262V263H32ZM39 262V261H38ZM52 262V261H51ZM43 263V262H42ZM144 263V264H145ZM214 264V263H213ZM221 264H223V263H221ZM236 264H237V262H236Z\"/></svg>",
    "mask_w": 264,
    "mask_h": 264
}]
</instances>
